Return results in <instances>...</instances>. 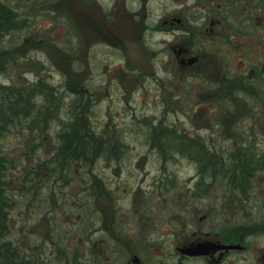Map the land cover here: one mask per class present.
Returning <instances> with one entry per match:
<instances>
[{
  "label": "rangeland",
  "instance_id": "rangeland-1",
  "mask_svg": "<svg viewBox=\"0 0 264 264\" xmlns=\"http://www.w3.org/2000/svg\"><path fill=\"white\" fill-rule=\"evenodd\" d=\"M4 1H10L20 19L27 18L29 23L5 35L0 41V49L19 45L24 38H29L26 36L30 33L40 35L37 41L43 39L44 44L42 49H18L17 54L28 61L8 62L7 70L0 72V103L1 96H5L6 92L9 94L14 86L21 87L41 77L62 94V116H67L65 108L73 97L70 92H65L63 69H67L72 58L85 86L92 93L90 115L93 122L103 125L111 115L113 122L118 124L116 126L125 130L124 154L113 164L101 159L93 168L106 180L111 191H101L92 198L88 192H78L83 188L80 182H74L71 187L63 184L61 187L60 180L55 184L43 183L40 189H70L73 194L80 193L82 197H87V210L72 208L65 214L64 208L52 210L44 206L39 212L32 211L27 216L31 229L25 230L26 236L12 228L8 230L9 235L5 233L4 241L14 237L27 238V259L31 256V260L36 259V264H122L132 253L150 264H171L175 246L191 238L189 235L193 231H209L211 235L217 232L219 238L233 239L234 230L238 228V236L246 249L234 252L233 258L224 264H264L261 261L264 253V172L249 179L246 187L241 189L244 171L249 168L246 166L250 162L247 158L252 152L264 149V134L244 132L241 128L234 133L226 127L237 126L236 121H243L247 125L251 120L247 117L235 120L223 117L221 122L215 116L199 118L197 114L192 115L191 107L199 102L200 94L189 98L183 79L165 81V62L171 56L166 44L172 38L171 33L149 31L140 41L135 34H131L130 22L125 35L126 30L118 21L116 28L113 26L109 33L90 34L92 26L88 19L94 16L95 22H101L98 16L100 9L97 4L94 5V0H87L86 3L83 0ZM99 1L103 5H111L108 0ZM126 6L133 10L142 9L148 15L147 22L153 25L159 24L163 17L177 16L185 11L184 0H147L145 4L127 3ZM193 9L196 11L195 7ZM176 31L175 36L181 38V32ZM153 67L155 70L157 67L160 80H155L157 76L151 75ZM121 68H125L129 74L122 72ZM140 72L144 75L141 80ZM168 114L170 117L166 116ZM163 115L178 130H189L191 138L202 137V142L209 149L211 140L214 141L217 148L215 153L219 156L229 150L233 157L228 163L239 166L241 170L232 175L231 169L223 168L221 159L194 161L175 154L162 171V160L145 143L144 130L156 116ZM21 122L11 126L0 138V150L15 163L7 171L12 182H7L6 193L22 190V174L27 163L35 165L38 159L48 160L53 153L52 147H47L46 133L42 135V141L46 144L29 152L25 143L28 138L26 119ZM206 122L210 130L200 131ZM192 126L198 127L201 136L194 135L196 133ZM57 127L55 119L51 123L49 137H54ZM252 142H257L256 146H252ZM240 156L241 159L246 158L242 165L235 163ZM77 168L87 178L88 168L74 163L72 169ZM201 168L204 171L200 172ZM166 174L171 175L170 179H174V182L170 183ZM150 205L153 210L142 216L141 212L144 214L145 207L149 209ZM95 208L99 210L95 212ZM82 219L92 225L88 242L80 227V222H84ZM112 226L115 228L112 229ZM118 228L123 229L121 233ZM111 229L112 232L109 231ZM20 254L22 257V250ZM191 264L203 263L192 259Z\"/></svg>",
  "mask_w": 264,
  "mask_h": 264
},
{
  "label": "flooded vegetation",
  "instance_id": "flooded-vegetation-1",
  "mask_svg": "<svg viewBox=\"0 0 264 264\" xmlns=\"http://www.w3.org/2000/svg\"><path fill=\"white\" fill-rule=\"evenodd\" d=\"M108 1L110 6L103 5L99 0L93 1L94 5L97 4L100 9L98 16L101 22L96 19L95 22V17L91 16L88 19L92 26L89 33L94 32L98 35L109 33L113 26L116 28L115 24H118V21L124 26L122 29L126 30L125 35L130 22L131 34H135L140 41L146 32L169 31L172 38L168 40L166 46L171 56L165 62V81L183 79L186 84L185 92L189 98L192 95L194 97L196 93L200 94L199 102L193 103L191 107L192 115L197 114L199 118L215 116L220 118L221 122L223 117H232L234 120L247 117L251 119L246 120L249 121L247 125H244L243 121H236L237 126L227 125L226 127L234 133L241 128L244 132L264 134V0H184L183 14L177 13V16L175 14L171 17L170 15L163 17L164 19L157 25L147 22L148 15L142 9L133 10L126 6L127 3L136 5L143 2L145 4L147 0ZM176 30L181 32V38L175 36ZM138 68L141 69L139 66ZM152 70L151 75L157 76L155 80H160L157 67L156 70L154 67ZM121 71L129 74L125 68H121ZM139 75L141 80L144 75L141 72ZM162 80L164 81V77ZM35 82L37 81L27 82L23 86H29ZM207 123L199 130H210ZM192 129L194 133L199 132L196 126H192ZM256 143L251 144L256 146ZM245 159H241L240 156L235 163L242 165ZM247 159L250 160L248 164L251 166L246 165L249 168L244 171V183L241 189L246 187L249 179L252 180L259 172H264V149L260 152H252ZM230 169L234 172L241 170L235 164ZM12 228L18 229L20 234L23 232L24 236L27 235L25 230H30L28 223L14 221H9L3 229L11 230ZM237 230L238 228L234 230L233 239L232 237L219 238L217 232L211 235L209 231H193L189 235L191 238L175 246L171 264H191L192 259L202 261L203 264H224L233 258L231 256L234 252L246 249V246L242 245L244 242L241 237L239 238ZM5 233L9 235L10 231L0 233V260H10L12 257L18 264L25 261L28 258L26 244L29 245V240L23 236L4 241ZM199 243L208 244L207 250L210 253L198 256L180 253L181 249L193 248ZM226 245L238 247L228 249L219 247ZM20 250L23 252L22 257ZM262 256L261 261H264V253ZM122 264L150 263L142 260V257L136 253H132ZM158 264L163 263L158 262Z\"/></svg>",
  "mask_w": 264,
  "mask_h": 264
},
{
  "label": "trees",
  "instance_id": "trees-1",
  "mask_svg": "<svg viewBox=\"0 0 264 264\" xmlns=\"http://www.w3.org/2000/svg\"><path fill=\"white\" fill-rule=\"evenodd\" d=\"M83 1L88 2L87 0ZM27 22L29 23L27 18L20 19L19 13L10 1L0 0V41L11 30L26 26ZM74 24L73 17V26ZM28 28L30 27L28 26ZM47 33L50 35L49 32ZM39 36L30 33L26 36L29 38H24L19 45L0 49V72L7 70L8 62L28 61L27 58L20 57L17 54L18 49L23 47L34 50L42 49L44 40L41 38L44 37L41 36V40L37 41ZM71 59L67 69H63L66 78L65 92H70L73 97L68 102L69 106L65 108V110L67 109V116H62V110H64L62 94L51 83L41 77L29 86H14L10 89L9 94L6 92L5 96H1L0 138L11 126L17 123L21 124V120L26 119L28 138L25 143L29 147V152H34L42 144H46L45 141H42V135L46 133L47 147L51 146L53 153L48 160L38 159L35 165L27 163L24 167L25 172L22 174V190H13L6 193L7 182H12L11 177L7 175V171L13 168L15 163L7 159L0 150V233L8 231L3 228L6 227L9 221L26 222L29 226L30 223L26 220L27 216L32 211L34 213L39 212L40 208L47 207L55 210L60 207L65 209V214H68V211L72 208L87 210V197H82L80 193L73 194L70 189H59L58 191L40 189L43 183L45 185L55 184L60 180L61 187L62 184L71 187L74 182H80L83 188L78 192H88L92 198L96 197L101 191L110 189L106 180L97 172H94L93 168L101 159L108 160L113 164L124 154L125 143L123 138L125 130L116 126L118 124L113 122L111 115H108L103 125L98 124L100 125L98 126L93 122L92 115H90L93 106L92 93L89 87L85 86V82L80 76V70L76 66L77 64ZM166 116L170 117L169 114ZM166 116H156L144 130L146 134L145 143L149 144V149L154 153L156 152L162 160L160 163L162 171L165 169L166 163L170 159H174L175 154L191 158L194 161L197 159L199 161L221 159L223 160V168L230 170L232 164H229L228 160L233 156L229 153V150L226 151V154L219 156L215 153L217 148L214 141L211 140V148L209 149L208 145L202 142V137L201 139L198 137L193 139L195 136L191 138L188 135L189 130H178L174 127L173 122L167 120ZM55 119L58 127L52 138L48 134L51 123ZM199 133L194 135L201 136V133ZM74 163L80 167L88 168L87 178L79 172L78 168L76 170L72 169ZM202 171H204L203 168L200 169V172ZM56 172H59V174L56 175ZM233 174L234 170H232ZM170 176L166 174L167 180L170 183L174 182V179H170ZM28 198L30 199L27 200ZM93 210L97 212L99 209L95 208ZM151 210H153L151 205L149 209L145 207L144 214L141 212L142 216ZM101 220L103 223L102 215ZM83 221L80 222V227H82L85 236L88 237L86 239V242H88L90 240V226L92 225L86 219ZM103 229L107 231V229ZM120 230L121 228H118L119 232ZM119 232L117 233L119 234ZM35 260H31L30 256L29 259L19 264H36ZM0 264H18V262L11 257L10 260L6 259L3 262L0 260Z\"/></svg>",
  "mask_w": 264,
  "mask_h": 264
},
{
  "label": "water",
  "instance_id": "water-1",
  "mask_svg": "<svg viewBox=\"0 0 264 264\" xmlns=\"http://www.w3.org/2000/svg\"><path fill=\"white\" fill-rule=\"evenodd\" d=\"M205 246H196L195 248H186L184 249L183 251L184 252H188L190 254H206L207 253V249L204 248ZM230 247H238L237 245H228V246H225V248H230Z\"/></svg>",
  "mask_w": 264,
  "mask_h": 264
}]
</instances>
